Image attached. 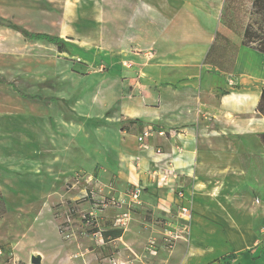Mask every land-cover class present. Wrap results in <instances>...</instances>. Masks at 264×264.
<instances>
[{"label":"rangeland","instance_id":"rangeland-1","mask_svg":"<svg viewBox=\"0 0 264 264\" xmlns=\"http://www.w3.org/2000/svg\"><path fill=\"white\" fill-rule=\"evenodd\" d=\"M223 2L219 32L225 35ZM244 2L250 9L249 0ZM0 18L34 32L59 35L67 43V50L60 52L46 41L28 40L0 26V77L30 96L24 98L12 85L0 83V264H32V255H41V264H113V243L95 242L92 227L82 219L94 202L95 184L98 197L113 196L118 172L113 0H0ZM128 201L122 199L120 206L126 209L120 213L139 209V204ZM197 204L193 202L196 214ZM106 214L113 217V210ZM143 217L152 225L140 231L132 249L124 244L132 256L126 253L118 263L174 264L176 244L177 250L185 247L184 239L172 240L170 235L177 218L167 224L161 216ZM68 218L75 234L65 238L62 227ZM237 218L250 228L246 233L252 227L258 236L243 248L222 250L211 264H264V214L256 208ZM209 219L216 227L224 223L229 229L224 216ZM100 222L103 228L112 226ZM219 231L198 232L196 239L202 238L198 250L204 249L205 238L208 245L218 246L217 251L229 247ZM229 235L235 244L242 242L238 232ZM151 244L156 253L149 259L145 253ZM163 244L170 249L162 250Z\"/></svg>","mask_w":264,"mask_h":264},{"label":"crops","instance_id":"crops-1","mask_svg":"<svg viewBox=\"0 0 264 264\" xmlns=\"http://www.w3.org/2000/svg\"><path fill=\"white\" fill-rule=\"evenodd\" d=\"M223 1L113 0V131L119 155L113 197L129 200L135 185L143 188L139 209L130 211L128 227L113 238L116 262L126 253L132 256L124 244L132 249L140 231L152 225L143 215L161 216L167 224L177 218L178 223L182 205H190L193 215L185 247L177 250L176 244L174 264H211L222 250L243 248L258 236L251 226L246 233L250 228L237 217L256 208L264 214V117L257 111L264 52L244 45L226 27L225 35L237 44L232 72L205 63ZM146 125L176 134L153 135L140 145L137 137ZM97 187L92 190L98 192ZM125 209L110 208L100 221L107 226ZM110 210L113 217L106 214ZM213 215L224 216L229 229L223 222L216 227L209 219ZM218 230L229 247L217 251L205 238L199 251L198 232ZM231 231L241 235L240 244L232 242Z\"/></svg>","mask_w":264,"mask_h":264},{"label":"trees","instance_id":"trees-1","mask_svg":"<svg viewBox=\"0 0 264 264\" xmlns=\"http://www.w3.org/2000/svg\"><path fill=\"white\" fill-rule=\"evenodd\" d=\"M250 9H245L244 0H225V5L221 13V23L239 34L242 37L244 45L253 46L261 52H264V0H249ZM232 12L236 15L232 16ZM243 12V14H241ZM1 25L12 28L20 32L25 39L41 40L55 45L60 52L67 50L66 40L58 35L29 31L22 26L11 22H1ZM237 55V46L224 34L217 31L210 49L205 57V63L219 68L225 72H232ZM0 83L12 85L16 90L15 84L8 82L0 77ZM19 91V90H17ZM24 98H30L29 95L20 92ZM51 100L55 98H50ZM257 111L264 117V86L262 88ZM132 123H138L133 120ZM264 143V133L260 135ZM123 233L121 229H109L104 231V237L113 239L120 237Z\"/></svg>","mask_w":264,"mask_h":264},{"label":"built area","instance_id":"built-area-1","mask_svg":"<svg viewBox=\"0 0 264 264\" xmlns=\"http://www.w3.org/2000/svg\"><path fill=\"white\" fill-rule=\"evenodd\" d=\"M231 84H233L232 81ZM168 134L174 135L176 134V131L171 130L170 132H167L165 130L157 129L151 125H146L142 127L137 138L140 145H143L146 142V140L153 135L164 137L167 136ZM142 189H143L142 186L135 185L129 191L128 205L140 204ZM96 193L97 192L95 190L91 191V198L94 200V202L92 203V207L90 211L82 215V219L86 222L87 225L92 227V229L90 230V234L92 238L95 240V242H97L98 244L99 243L105 244L107 242H112L113 239L110 238L107 240L104 237V231L107 230V228H103L101 226L100 214L110 208L120 207L122 200H119L113 196H103V195L97 198ZM180 196L183 197V192L180 193ZM192 211L193 210L190 205H182L180 207L178 214L180 222H178L177 225H174L173 231H170L172 240L186 239L188 237L190 230V221L193 215ZM130 220H131L130 210L126 212L118 213L114 221H112V226H110L109 229H121L124 231L128 227ZM66 222L67 223L62 227V232L64 233L65 238H69L73 236L75 233L72 230V224H70L71 219L68 218ZM167 247L170 248L171 245H167ZM155 253L156 251H154L153 245L151 244L150 247L148 248V254L153 255ZM79 255L80 254H75V256H79ZM113 264H120V263L116 262V260L113 259Z\"/></svg>","mask_w":264,"mask_h":264},{"label":"water","instance_id":"water-1","mask_svg":"<svg viewBox=\"0 0 264 264\" xmlns=\"http://www.w3.org/2000/svg\"><path fill=\"white\" fill-rule=\"evenodd\" d=\"M31 263L32 264H41L42 263L41 255H32L31 256Z\"/></svg>","mask_w":264,"mask_h":264}]
</instances>
